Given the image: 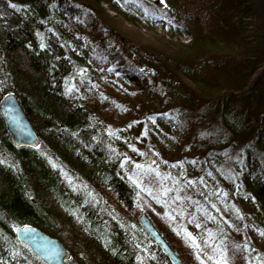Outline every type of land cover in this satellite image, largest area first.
<instances>
[{
	"label": "trees",
	"instance_id": "1",
	"mask_svg": "<svg viewBox=\"0 0 264 264\" xmlns=\"http://www.w3.org/2000/svg\"><path fill=\"white\" fill-rule=\"evenodd\" d=\"M102 2L190 42L173 57L131 47ZM6 93L40 144L15 147L0 116V264H44L16 239L24 225L66 264H171L137 222L147 209L171 248L174 224L222 264L254 263L233 233L264 245V0H0Z\"/></svg>",
	"mask_w": 264,
	"mask_h": 264
},
{
	"label": "rangeland",
	"instance_id": "2",
	"mask_svg": "<svg viewBox=\"0 0 264 264\" xmlns=\"http://www.w3.org/2000/svg\"><path fill=\"white\" fill-rule=\"evenodd\" d=\"M159 3L157 4L160 5L161 3L160 4ZM100 6L104 10L105 14L108 16L110 25L112 26L113 29H115L117 35L121 38L122 42L128 44L131 47L152 52L156 54V56L162 53L166 56L173 57L176 54H179L181 52L183 53L185 50L183 46L189 44L190 42L189 36L184 37L180 34H178L177 36H171L168 35L166 32H164L163 29L157 27L156 25L147 27L141 25L139 22L129 23L123 18L122 15L116 13L114 10H111L106 3L102 2L100 3ZM187 8L190 11L192 10L191 6H188ZM206 48L211 52H214L212 50L215 51L223 50L221 45L216 46L209 44L206 46ZM105 115L109 116L110 112L106 111ZM102 196L103 199L108 203L109 207H111V209L115 210L116 212L121 211L124 213L122 206L115 200V198L112 195H110L108 192H103ZM142 212L147 215V217L150 219L152 224L156 227L155 223L152 221L150 217L152 215V212H150L149 209ZM161 221H162L161 225H163V227L164 226L166 227L168 226L170 220L168 216L164 215ZM158 225L160 224L158 223ZM171 225H172V231L175 234V236L181 238L180 245L177 244L175 248H172L178 255L179 259H180V254H183L182 256H184V254H187L186 251H190L197 264H222L212 254L209 255L207 253H204L201 246L197 244L196 241L195 243H193L194 241L193 238L191 237V239H189L190 236L184 230H182L181 227H178L177 225L174 224ZM158 232L160 233V231ZM244 233L245 231L241 226V229L238 232L233 233L235 236L233 234L232 235L235 237L236 241L239 244L240 243L247 244L250 248V251H252L255 254L254 256L255 259L253 261L254 262L253 264H264V245L261 242H259L261 240L257 239L254 236L245 237ZM66 236L68 238V235Z\"/></svg>",
	"mask_w": 264,
	"mask_h": 264
},
{
	"label": "water",
	"instance_id": "3",
	"mask_svg": "<svg viewBox=\"0 0 264 264\" xmlns=\"http://www.w3.org/2000/svg\"><path fill=\"white\" fill-rule=\"evenodd\" d=\"M145 1L152 4L159 3V0ZM0 116L4 121L5 130L15 147L37 148L39 146L40 137L24 113L14 93H6L0 99ZM137 222L171 264H181L176 252L165 241L145 213H139ZM13 232L18 242L26 246L44 264H66L70 258L69 253L59 240L35 226L13 227Z\"/></svg>",
	"mask_w": 264,
	"mask_h": 264
},
{
	"label": "snow or ice",
	"instance_id": "4",
	"mask_svg": "<svg viewBox=\"0 0 264 264\" xmlns=\"http://www.w3.org/2000/svg\"><path fill=\"white\" fill-rule=\"evenodd\" d=\"M160 3H164V0H160ZM137 167H140L139 165ZM262 235H264V233H262ZM189 239H191V237H189ZM193 243H195V241H193Z\"/></svg>",
	"mask_w": 264,
	"mask_h": 264
}]
</instances>
